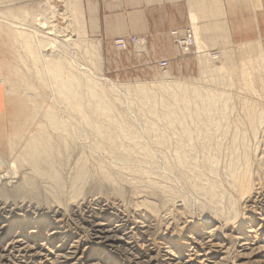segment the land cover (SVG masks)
<instances>
[{"label":"bare ground","instance_id":"obj_1","mask_svg":"<svg viewBox=\"0 0 264 264\" xmlns=\"http://www.w3.org/2000/svg\"><path fill=\"white\" fill-rule=\"evenodd\" d=\"M222 15L221 10L214 13V17ZM190 16L195 15L192 12ZM48 22L44 14H38L32 25H7L21 34L24 31L27 41L39 48L43 64H56L48 70L54 68V78L60 80L62 54L73 50L72 40L64 33L77 28L70 22L59 26H49ZM144 45V40L138 44L139 52H146ZM72 61L80 63L75 57ZM207 61L201 57L203 68ZM62 80L64 90L81 99L79 85ZM109 83L112 91L106 93L115 95L122 89L115 82ZM157 85L160 95L148 92L143 84L135 90L153 117L165 116L161 126L168 128L166 136L171 133L177 137L173 141L156 134L161 130L158 126L148 131L149 125H143L139 118L132 123L115 116L108 96L96 86L88 89L89 104L70 107L82 115L87 128L82 122L61 120L57 112H46L48 124L64 141L62 145L44 136L24 139L25 127L18 123L12 126L8 135L11 159L0 151V264H121L128 256L133 264H264V96L247 99L246 106L230 121V97L218 89L191 90L170 76ZM87 130L97 136L95 152L109 153L111 163L94 155L92 163L87 161L82 147ZM5 133L0 125V140ZM226 139L229 143L224 149ZM73 140L82 142L76 157L78 145ZM154 143L174 146L166 147L175 155L171 170L176 168L193 182L194 190L208 201L205 209H214L220 216L218 223L202 218L193 224L194 229L186 231L189 222H182L178 209L166 208L169 212L165 214V203L151 199V195L158 196L165 202V194L172 192L152 177L158 168L153 154L158 149L150 147ZM223 151L226 155L222 160ZM23 158L30 166L28 171L22 169ZM74 158L77 162L72 166ZM128 176L146 192L138 191L137 197L130 193L126 189ZM73 218L90 225L88 235L74 233L69 226ZM118 243L120 248L115 246ZM109 249L119 252L116 258Z\"/></svg>","mask_w":264,"mask_h":264},{"label":"rangeland","instance_id":"obj_2","mask_svg":"<svg viewBox=\"0 0 264 264\" xmlns=\"http://www.w3.org/2000/svg\"><path fill=\"white\" fill-rule=\"evenodd\" d=\"M92 1L0 0V91L5 99L4 110L0 115V125L5 128L6 132L4 138L0 140L3 143L2 145L0 142V151L5 153L8 159H11L8 135L16 123L23 127L22 129L25 127L24 139H29L30 136L36 138L44 136L52 138L56 143L64 144L60 135L48 124L45 114L48 111L57 112L58 117L63 121L74 122V124L80 122L81 124L82 115L72 111L70 107L75 103H79V107L89 104V88L96 89L97 87V90L105 92L108 96V105L114 107V115L121 120H132V123H137L136 121L140 119L139 121H142L143 125L146 123L149 125L148 131L158 126V129L161 130L156 134L163 136L164 139L169 137L171 141L177 137L171 133L172 136H166V132L169 130L165 126H161L165 123V116L161 115L162 121L159 116H152L145 100L135 90L138 84H143L148 92L160 95L157 83L170 76L186 84L191 90L197 89V91L206 92L208 89H218L230 97L228 103L230 121L244 108L242 106H246L247 99L264 96V0H178L174 3H170L173 0H169L170 2L165 0V10L158 12L160 17L165 20V40L157 43V48L161 51L162 56L160 55L157 61L152 60L151 62L145 54L147 51L139 52L138 48L132 44L126 49H121L117 45V42L122 39L130 40L132 38L144 40L146 45L145 36L142 38H119L110 42L108 48L104 46V42L98 38V30L95 27L92 10L90 11ZM136 2V0H130L129 3L126 2V5L135 8ZM139 8L142 11H148V0H142ZM217 10H221L223 15L214 17ZM192 12L195 15L193 18L190 16ZM38 14H44L47 17L49 26H59L63 22H70L77 28L73 29L72 27L64 33L72 40L73 50L62 54L63 62L61 63L64 65L60 63L62 65L60 74L73 84L79 85L78 94L81 93V99H76L67 90H64L62 77L60 80H56L54 68L48 70L50 66H56V64L49 63V61L43 64L39 48L27 41L23 34L24 31L21 34V30L10 29L7 25V22L17 25L25 23L32 25ZM149 18L151 21L150 16ZM38 19L40 18L38 17ZM188 31L194 34L196 41L194 40L193 46L187 51L182 48L183 41L180 38ZM25 32L28 33V31ZM45 43L47 44V42ZM129 52L142 54V57L137 61ZM202 56L208 60L206 68L201 66ZM72 57L80 62L79 65L72 61ZM163 60L167 61L165 69H161L159 64ZM136 66L138 68H135ZM217 68H222V71H216ZM99 78L103 80H99ZM107 81L117 83L122 86V89L115 91V95L106 93L112 91L110 83ZM63 93L68 97H65ZM157 108L160 111V106ZM27 114H29L27 120L24 121V116ZM69 117L71 120H68ZM83 122L82 126L87 128L88 126ZM98 122L102 123V121ZM22 123L23 125H21ZM144 130H141L142 135ZM15 133L22 134L20 131ZM85 134L86 136L82 138L83 144L73 140L79 149V151L76 149L77 153L75 152L74 156H78L80 149L84 147L83 150L88 154V162H93L92 155H94L105 162L108 161L107 164L111 163L112 159L109 153L95 152V140L97 139L95 133L87 130ZM150 136L152 137V135ZM146 137L144 136V138ZM66 142L72 146L70 139H67ZM80 143L83 146L79 148ZM228 143V139L224 140L223 148H226ZM154 144L150 147L152 150L158 149V152H152L157 159L158 168L153 171L155 174L152 177L156 180L158 178L166 187L172 188V192L169 195L165 194V202H162L158 196L151 195V199L161 204L165 203V214L169 212L166 211V208L167 210L178 209L180 213L177 216L182 219V222H189L186 231L194 229L196 223L203 219L218 223L221 219L220 216L214 209H205L206 205L204 204L208 201L205 200L206 197L200 196L194 190L195 188L191 185L193 182L182 177V172L180 174L177 170V173L176 168L171 170L170 166L176 163L175 157H173L175 155L172 156V152L169 154V150L166 151V149L174 148V146ZM1 145L8 153L3 150ZM159 148L163 153L159 151ZM223 152L220 153L222 160L226 155V151ZM64 155L65 153L62 154V157ZM166 157H169L168 161ZM76 162L77 158H74L71 162L72 166ZM22 165L24 171L30 169L25 158H23ZM261 179L263 182V177ZM127 180L128 183L125 181L124 184L125 188L126 183L131 185L132 188L128 186L126 189H129L130 193L134 192L136 197L140 192H146L143 188L136 187L130 176L127 177ZM86 187L88 188V186ZM224 187L227 189L228 185L224 184ZM181 212L183 213L181 214ZM242 212H244L243 209ZM70 221L69 226L77 236L79 235L78 237L88 235L90 230L88 223L74 218ZM194 223L195 225H193ZM120 245L122 244H115L118 248ZM111 250L113 253L115 252V250L109 249V251ZM117 253L119 252L117 251ZM117 253L113 254L115 258ZM132 261L133 259H130L129 256L124 257L121 264H133Z\"/></svg>","mask_w":264,"mask_h":264},{"label":"crops","instance_id":"obj_3","mask_svg":"<svg viewBox=\"0 0 264 264\" xmlns=\"http://www.w3.org/2000/svg\"><path fill=\"white\" fill-rule=\"evenodd\" d=\"M130 0H93L90 4L93 20L97 28L98 38L106 48L109 43L124 37H146V51L150 62L157 61L162 56L157 43L165 40V20L160 17V11L165 10V0H148V11L140 10L142 0H136V6L126 5ZM133 1V0H131ZM147 1V0H144ZM169 1V0H168ZM172 1V0H171ZM178 0H173L174 3ZM163 2V3H162ZM135 4V3H132ZM130 6V7H129ZM93 7V9H92ZM136 9V10H134ZM151 17V21L150 18ZM113 48V47H112ZM132 48V47H131ZM129 54L139 61L142 54ZM144 54V53H143ZM135 68H138L137 66ZM4 95L0 91V115L4 110Z\"/></svg>","mask_w":264,"mask_h":264},{"label":"built area","instance_id":"obj_4","mask_svg":"<svg viewBox=\"0 0 264 264\" xmlns=\"http://www.w3.org/2000/svg\"><path fill=\"white\" fill-rule=\"evenodd\" d=\"M180 37V35H178ZM180 40H182V48L184 50H189L193 44H194V34L191 31H188L187 33L185 32L182 37L180 38ZM142 41H140L139 39L136 38H132L130 40L127 39H122L120 41L117 42V45L119 48L121 49H126L127 46H129L130 44L134 45L135 47L138 46L139 43H141ZM160 68L161 69H165L167 67V61L163 60L160 63Z\"/></svg>","mask_w":264,"mask_h":264}]
</instances>
